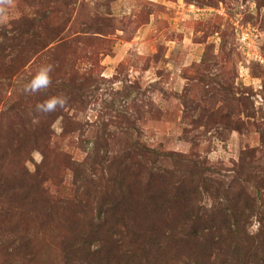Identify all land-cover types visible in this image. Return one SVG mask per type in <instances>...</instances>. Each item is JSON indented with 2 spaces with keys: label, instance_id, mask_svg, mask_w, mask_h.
Wrapping results in <instances>:
<instances>
[{
  "label": "trees",
  "instance_id": "obj_1",
  "mask_svg": "<svg viewBox=\"0 0 264 264\" xmlns=\"http://www.w3.org/2000/svg\"><path fill=\"white\" fill-rule=\"evenodd\" d=\"M76 1L13 0L18 11L22 5L31 10L26 16L33 28L43 29L31 36L47 41L35 53L67 40L61 33H68ZM91 16L88 29L107 36L110 15ZM17 23L0 29V67L11 56L6 71L21 56ZM99 40L86 37L85 43L94 47ZM17 72L13 66L0 76V264H264V135L262 147L243 148L230 168L219 167L195 150L196 136L189 139L188 152L142 140L139 111L112 113L105 105L109 112L92 128L80 124L77 114L88 101L82 92L69 97V88L78 86L69 87L65 79L51 85L49 95L13 97V88L5 98L4 86ZM51 95L66 96V105L37 113L35 105ZM245 100L237 98L235 104L245 110ZM58 117L66 119L64 137L80 132L84 124L91 132V145L81 159L55 142L51 123ZM206 118L207 125L244 127L240 117L213 120L211 113ZM33 151L42 160L29 169ZM254 222L258 230L252 229Z\"/></svg>",
  "mask_w": 264,
  "mask_h": 264
},
{
  "label": "rangeland",
  "instance_id": "obj_2",
  "mask_svg": "<svg viewBox=\"0 0 264 264\" xmlns=\"http://www.w3.org/2000/svg\"><path fill=\"white\" fill-rule=\"evenodd\" d=\"M112 2L77 0L68 33H61L67 40L36 53L39 44L47 41H33L31 36L35 29L42 33V27L31 26L27 17L31 10L26 5L20 6L21 11L14 2L7 6L8 19L0 29L9 30L17 20L22 44L21 56L13 64L18 72L11 77L10 86H4L5 98L13 88V97L14 93L25 95L22 84L40 66L52 64V85L65 79L71 88L80 86V91L69 88V97L82 92L88 101L86 109L77 114L80 124L86 122L92 128L109 109L120 114L139 111L141 119H136V124L142 140L155 147L188 152L189 139L196 136L199 146L195 150L219 167L230 168L243 148L262 147L264 0H121L116 7ZM96 12L112 18L111 27H105L107 36L88 29L89 17L93 19ZM94 36L100 40L88 47L86 37ZM108 48V56L102 54ZM85 53L92 58L84 57ZM9 59L11 56L5 58L6 63ZM5 60L0 76L11 73L13 67L6 71ZM240 97L246 99L245 110L235 104ZM1 105L2 101L3 109ZM105 105L109 109L103 108ZM211 113L213 120L223 115L240 117L244 127L239 131L236 125H207L206 115ZM64 120L58 117L51 123L55 142L81 159L91 145V132L84 124L80 132L64 137L60 135ZM215 128L225 134H217ZM37 155L38 151L32 152L29 169L38 162ZM67 177L70 181L71 176Z\"/></svg>",
  "mask_w": 264,
  "mask_h": 264
},
{
  "label": "clouds",
  "instance_id": "obj_3",
  "mask_svg": "<svg viewBox=\"0 0 264 264\" xmlns=\"http://www.w3.org/2000/svg\"><path fill=\"white\" fill-rule=\"evenodd\" d=\"M13 0H0V24L7 22L6 7L12 5ZM53 72L52 64H44L40 66L37 71L22 84L21 91L24 94H36L45 92L52 85ZM67 103V97L63 95H51L35 105L37 113L49 114L55 112L58 108L62 109ZM37 161L42 160V157L37 155ZM259 223L254 224V230H258Z\"/></svg>",
  "mask_w": 264,
  "mask_h": 264
},
{
  "label": "crops",
  "instance_id": "obj_4",
  "mask_svg": "<svg viewBox=\"0 0 264 264\" xmlns=\"http://www.w3.org/2000/svg\"><path fill=\"white\" fill-rule=\"evenodd\" d=\"M121 0H114L111 4H112V7L114 6V7H116L118 4H119V2H120ZM108 56V55H107Z\"/></svg>",
  "mask_w": 264,
  "mask_h": 264
}]
</instances>
